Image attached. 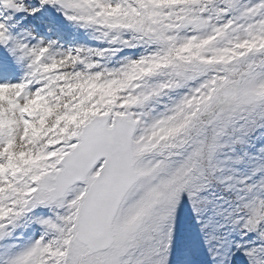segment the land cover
<instances>
[{
  "label": "snow or ice",
  "instance_id": "1",
  "mask_svg": "<svg viewBox=\"0 0 264 264\" xmlns=\"http://www.w3.org/2000/svg\"><path fill=\"white\" fill-rule=\"evenodd\" d=\"M0 264H264V0H0Z\"/></svg>",
  "mask_w": 264,
  "mask_h": 264
},
{
  "label": "rangeland",
  "instance_id": "2",
  "mask_svg": "<svg viewBox=\"0 0 264 264\" xmlns=\"http://www.w3.org/2000/svg\"><path fill=\"white\" fill-rule=\"evenodd\" d=\"M52 27L51 31L46 35L48 38L56 39L58 45H62L64 48L69 46H88V47H104L96 41L95 33L91 30H82L78 27L65 21L58 14H52ZM43 32V29H41ZM117 57L116 59H118Z\"/></svg>",
  "mask_w": 264,
  "mask_h": 264
}]
</instances>
